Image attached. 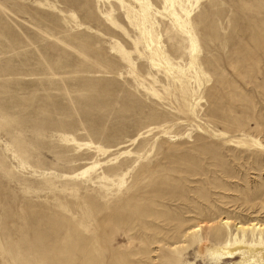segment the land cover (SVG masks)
I'll list each match as a JSON object with an SVG mask.
<instances>
[{"label":"rangeland","instance_id":"rangeland-1","mask_svg":"<svg viewBox=\"0 0 264 264\" xmlns=\"http://www.w3.org/2000/svg\"><path fill=\"white\" fill-rule=\"evenodd\" d=\"M223 219L264 222V0H0V264H219Z\"/></svg>","mask_w":264,"mask_h":264},{"label":"bare ground","instance_id":"bare-ground-1","mask_svg":"<svg viewBox=\"0 0 264 264\" xmlns=\"http://www.w3.org/2000/svg\"><path fill=\"white\" fill-rule=\"evenodd\" d=\"M221 222L227 228V238L220 243L203 241L201 251H207L219 264L228 259V264H264V222H236L234 226L228 219Z\"/></svg>","mask_w":264,"mask_h":264}]
</instances>
